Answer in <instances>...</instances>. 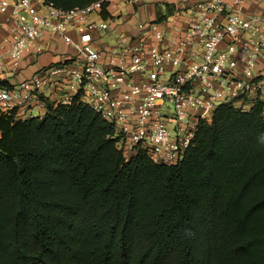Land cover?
<instances>
[{"label":"trees","instance_id":"1","mask_svg":"<svg viewBox=\"0 0 264 264\" xmlns=\"http://www.w3.org/2000/svg\"><path fill=\"white\" fill-rule=\"evenodd\" d=\"M114 136L78 100L0 111V264H264L263 102L220 106L178 165L126 161Z\"/></svg>","mask_w":264,"mask_h":264},{"label":"built area","instance_id":"2","mask_svg":"<svg viewBox=\"0 0 264 264\" xmlns=\"http://www.w3.org/2000/svg\"><path fill=\"white\" fill-rule=\"evenodd\" d=\"M158 1L96 0L65 9L48 0H0V81L19 73L26 56L45 52L46 34L81 58L41 66L20 84L1 87L0 111L41 118L48 104L78 100L114 127L126 161L144 152L172 166L183 162L220 106L247 112L264 103V13L245 14L247 0H196L178 12L181 23L140 21L137 33L101 46L104 35Z\"/></svg>","mask_w":264,"mask_h":264},{"label":"crops","instance_id":"3","mask_svg":"<svg viewBox=\"0 0 264 264\" xmlns=\"http://www.w3.org/2000/svg\"><path fill=\"white\" fill-rule=\"evenodd\" d=\"M195 1L196 0H159L155 4L142 7L138 9V13L132 21L124 22L125 18H122L120 22H124L123 24L114 32L111 31L104 35L103 40L100 42L103 44L101 46L112 47L120 33H137V23L140 21L156 20L159 18L166 22V26H171L173 23H181L182 20L178 16V12L183 8L192 6ZM128 12H133L132 8L129 7ZM244 13L247 15L264 13V0H247L244 5ZM72 38L76 43L79 41L76 34H72ZM100 43H98V45ZM42 44L45 48V52L42 55L37 58L31 55L26 56L22 61L21 71L19 73L7 74L6 81L9 85L20 84L24 80L32 77L41 66H48L68 60L70 56L76 64L81 61L78 49L66 46L58 35L46 34L42 40Z\"/></svg>","mask_w":264,"mask_h":264},{"label":"rangeland","instance_id":"4","mask_svg":"<svg viewBox=\"0 0 264 264\" xmlns=\"http://www.w3.org/2000/svg\"><path fill=\"white\" fill-rule=\"evenodd\" d=\"M256 191V193L258 192V193H260V194H264V188H262V189H256L255 190ZM254 195V197H250L249 198V200H252V199H254L256 196H257V194H253ZM251 220H253V221H251L254 225H256V224H258V226H255V227H259L261 224H262V222H263V219H262V217L261 218H256V217H254V218H252ZM258 233H262V232H258ZM240 253H242L239 257H238V259H237V264H247L246 263V260H245V255H244V252L241 250V252ZM248 260V259H247Z\"/></svg>","mask_w":264,"mask_h":264}]
</instances>
